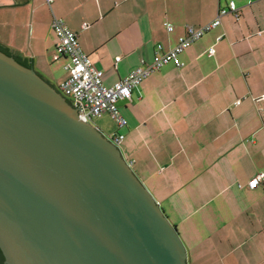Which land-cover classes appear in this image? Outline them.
<instances>
[{
	"label": "crops",
	"instance_id": "1",
	"mask_svg": "<svg viewBox=\"0 0 264 264\" xmlns=\"http://www.w3.org/2000/svg\"><path fill=\"white\" fill-rule=\"evenodd\" d=\"M230 3L237 18L223 15L178 57L181 68L168 63L118 102L123 158L178 232L188 264H264V177L248 185L264 175V0H0V46L32 59L56 89L68 60H53L54 17L110 88L150 63L157 44L168 51Z\"/></svg>",
	"mask_w": 264,
	"mask_h": 264
},
{
	"label": "water",
	"instance_id": "2",
	"mask_svg": "<svg viewBox=\"0 0 264 264\" xmlns=\"http://www.w3.org/2000/svg\"><path fill=\"white\" fill-rule=\"evenodd\" d=\"M12 56L0 51L4 264H188L178 232L121 151L79 119L80 106L32 59L26 68Z\"/></svg>",
	"mask_w": 264,
	"mask_h": 264
},
{
	"label": "built area",
	"instance_id": "3",
	"mask_svg": "<svg viewBox=\"0 0 264 264\" xmlns=\"http://www.w3.org/2000/svg\"><path fill=\"white\" fill-rule=\"evenodd\" d=\"M228 13H233L237 18V9L233 3H230L226 9H220L212 22L197 29L190 26L185 28V34L168 51L164 52L161 46L157 44L153 60L150 63L141 62L138 68L110 88L103 83L104 72L95 70L89 57L80 49L77 35L69 31L61 19L54 17L50 25L57 39L53 60L57 61L60 58L68 60V64L64 67L66 79L58 85L56 90L73 105L72 107L80 106L81 111L78 113V117L81 121L87 123L91 119H98L107 113L117 128L125 127L127 123L118 110V102L120 100L130 101L131 92L142 81L168 63H173L175 67L181 68L183 64L178 61V57L190 45L200 40L206 32L221 26L220 18ZM165 27L168 32H171L173 28L169 24H165ZM212 55L213 50L209 49L208 56ZM236 103L239 104V101ZM105 137L109 143L121 151L123 135L113 133L109 136L105 135ZM127 164L131 167L130 162ZM262 177L264 175L260 174L249 181V187L255 189Z\"/></svg>",
	"mask_w": 264,
	"mask_h": 264
},
{
	"label": "rangeland",
	"instance_id": "4",
	"mask_svg": "<svg viewBox=\"0 0 264 264\" xmlns=\"http://www.w3.org/2000/svg\"><path fill=\"white\" fill-rule=\"evenodd\" d=\"M55 54V52H54ZM64 71L63 70H59V74L61 77H64ZM90 124H92V127L96 128L97 130H99L102 134L105 135H110L112 133L115 132L116 130V125L115 122L108 116V115H102L101 118L99 119H91Z\"/></svg>",
	"mask_w": 264,
	"mask_h": 264
},
{
	"label": "trees",
	"instance_id": "5",
	"mask_svg": "<svg viewBox=\"0 0 264 264\" xmlns=\"http://www.w3.org/2000/svg\"><path fill=\"white\" fill-rule=\"evenodd\" d=\"M0 51L5 53V54H7L8 56H12V54L6 49H3V48L0 47ZM14 59L21 66H24L26 68H28V67L30 68L31 67V65L27 61H22V60L17 59V58H14ZM0 264H4V258H3L2 254H1V252H0Z\"/></svg>",
	"mask_w": 264,
	"mask_h": 264
}]
</instances>
